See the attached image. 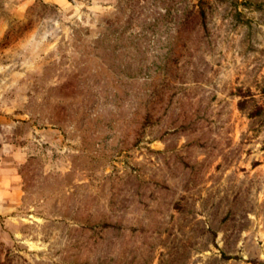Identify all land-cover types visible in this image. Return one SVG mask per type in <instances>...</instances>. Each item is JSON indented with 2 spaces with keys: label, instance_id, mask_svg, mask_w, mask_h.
Here are the masks:
<instances>
[{
  "label": "rangeland",
  "instance_id": "obj_1",
  "mask_svg": "<svg viewBox=\"0 0 264 264\" xmlns=\"http://www.w3.org/2000/svg\"><path fill=\"white\" fill-rule=\"evenodd\" d=\"M0 264H264V0H0Z\"/></svg>",
  "mask_w": 264,
  "mask_h": 264
}]
</instances>
